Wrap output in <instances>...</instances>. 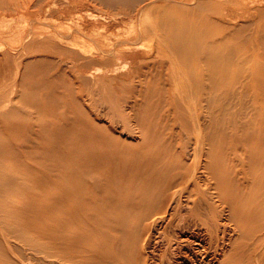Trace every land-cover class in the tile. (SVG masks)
<instances>
[{
	"label": "bare ground",
	"instance_id": "6f19581e",
	"mask_svg": "<svg viewBox=\"0 0 264 264\" xmlns=\"http://www.w3.org/2000/svg\"><path fill=\"white\" fill-rule=\"evenodd\" d=\"M76 1L141 6L154 43L92 17L93 58L60 32L24 43L21 76L0 54V264H264V0Z\"/></svg>",
	"mask_w": 264,
	"mask_h": 264
},
{
	"label": "rangeland",
	"instance_id": "374dc122",
	"mask_svg": "<svg viewBox=\"0 0 264 264\" xmlns=\"http://www.w3.org/2000/svg\"><path fill=\"white\" fill-rule=\"evenodd\" d=\"M37 1L38 0H24L27 11H29L26 14H20V13L14 14V13H12V14H8L6 16H0V29H3L4 26L6 28L8 27V30L6 28H4L3 29L4 32L2 30L0 32V33H4L3 35L6 36V44L8 43L7 46L3 45L0 47V54H3L4 52H6L13 60L18 59L17 60L18 62L20 60V68L18 69V74H20L19 76H21V74L23 72L24 65L26 63L25 60L26 59L28 60V58L22 57V60H21V58H19V55H20V52H21L23 46L26 47L32 41L33 42L36 41L35 43H37V44L43 43V42L47 41L46 39L54 36L55 34L56 35L59 34V32H60V34L62 33L63 35H69V36L74 35L73 37L72 36L70 37L68 42L71 44H75V47L77 48L80 56H86L88 58H93L95 56L94 54L97 53V48L95 46L96 44L94 45V43L88 42L85 39H83L82 37H81V40H79L80 36L73 33V31H74L73 27L75 25H76L75 30H78V29H82L84 25L91 23V22H94V19L92 17H95V19L97 21H99L101 24L99 27L96 28V30L94 29L95 31H93V33L97 34L98 31L100 30L99 34L101 32L100 35L110 38V40L112 42H115V40L117 38H118L117 41L119 43H122V44H124L125 42L126 43H128V42L133 43V41L135 40L134 42L139 43V44H137V46L140 48V51H143L144 49L147 48L146 46L152 45L154 43V41L151 38H149L148 36L138 38L137 32L139 30V27H142V25L140 24L138 26L139 23L136 19H137L138 12L140 11L141 6H138L137 8H135L136 10H134L132 13H129L128 8H126V7L115 6L112 8H104L106 10H99L98 7H93V6H88V5L83 6L81 2L79 3L76 0H65V1L64 0H45V1L41 0L40 2H38L37 5H35ZM31 9H33V10H31ZM57 10L59 11L60 14H62L61 11L63 12L62 16H60L59 14H54V12ZM107 12H109V13H107ZM113 13H115V14H113ZM19 15L22 17V19H21V17H18ZM44 15H46V16H44ZM119 16H121V17H119ZM48 18H50V20ZM44 20H46V21H44ZM12 21H14V22H12ZM16 21H18V22H16ZM2 23L5 25H2ZM32 23H34L35 25ZM65 23H66V25H67V23H70L72 25L69 24V25L65 26ZM131 23H132V25H131ZM15 24H16V26L19 24V26H17L18 28L15 27ZM20 24H23L24 26H22V25L20 26ZM28 24L30 25V27ZM233 24L238 25V24H244V23L241 19H239V20L233 21ZM40 26H42V27H40ZM51 26H52V29L51 28L48 29V27H51ZM103 26H109L110 28L108 30L104 31ZM32 27H33V29H34V27H36L35 30H33ZM56 27H57V29H56ZM66 27H68L69 29H67ZM13 28L15 29L16 32L14 31ZM61 28H63V30ZM36 29H38V30H36ZM50 29H51V32L49 31ZM27 30H28V32H27ZM9 31H11V32H9ZM47 32H50V33H47ZM9 33H11V34H9ZM29 33H31V34H29ZM40 33H41V35H40ZM84 33L86 35H91L92 29L84 31ZM12 34L15 36L14 37L15 40L12 39L13 38ZM252 34L254 35V33L251 32L250 29H246V31L244 33L245 36H249ZM9 35H11V36L9 37ZM38 35H39V37H38ZM31 37H33V38H31ZM130 38H131V40H130ZM24 43L27 45L25 46ZM92 45H94L93 48H92ZM4 48H6V49H4ZM122 48L124 49L125 46L124 45L119 46V49H122ZM1 49L3 51H1ZM17 49H19L20 51ZM254 49H258V47L255 46ZM86 52H87V54H85ZM259 52H261V50H259ZM81 54H83V55H81ZM21 65H23V66H21ZM11 66H13V67H11ZM15 66L16 65H14V63H11V62L9 63V66H8V73H7L6 79H5L6 92L7 93H10L12 90L16 91V88H18V85L20 83V77L16 78L17 80L14 78V73L16 72ZM12 68H13V70H12ZM19 70H22V71H19ZM123 110H124L125 115L129 114L128 109L126 107H124ZM127 126L129 129H132L133 135H134V140H140L141 134L139 131V126L136 125L132 121H128Z\"/></svg>",
	"mask_w": 264,
	"mask_h": 264
}]
</instances>
